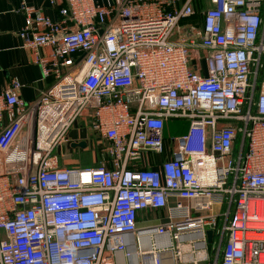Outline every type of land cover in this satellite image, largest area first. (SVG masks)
<instances>
[{"label": "built area", "instance_id": "built-area-1", "mask_svg": "<svg viewBox=\"0 0 264 264\" xmlns=\"http://www.w3.org/2000/svg\"><path fill=\"white\" fill-rule=\"evenodd\" d=\"M17 11L56 81L0 91V264H264V0ZM75 127L99 165L60 161Z\"/></svg>", "mask_w": 264, "mask_h": 264}, {"label": "crops", "instance_id": "crops-1", "mask_svg": "<svg viewBox=\"0 0 264 264\" xmlns=\"http://www.w3.org/2000/svg\"><path fill=\"white\" fill-rule=\"evenodd\" d=\"M37 9L52 18L58 20L59 8L63 0H58L52 4L50 0H0V91L4 90L12 79H17L22 83L19 89V96L26 102H32L39 98L41 94L49 90L55 84V78H43L40 66L35 62L34 53L23 47V40L19 32L24 25L25 17L23 13L18 12L17 8L22 2ZM118 0H97L103 5H115ZM176 122L169 121L165 124L164 134L167 138L171 137L172 126ZM86 136V131L73 128L69 133L71 141H79ZM77 148L70 147L67 155V147L64 148L63 157L60 161L67 160V156L73 157V152ZM166 155L159 154L146 156L143 166H151L153 161H161ZM75 159V158H74Z\"/></svg>", "mask_w": 264, "mask_h": 264}, {"label": "rangeland", "instance_id": "rangeland-1", "mask_svg": "<svg viewBox=\"0 0 264 264\" xmlns=\"http://www.w3.org/2000/svg\"><path fill=\"white\" fill-rule=\"evenodd\" d=\"M205 11V8H201V10L197 11V14L193 16L191 22L194 24H200L201 17ZM174 127L172 126L171 136H175L177 134H181L186 131L187 124L184 121H175ZM78 125V124H77ZM76 125V127H78ZM170 137V136H169ZM87 141V146L85 148H77L75 152H73V159H77L80 165L84 166H95L99 165L101 161L104 159L102 151H100L94 141L91 138H84ZM67 146L65 145V148ZM83 149V150H82ZM72 159V160H73ZM71 160V159H70Z\"/></svg>", "mask_w": 264, "mask_h": 264}, {"label": "water", "instance_id": "water-1", "mask_svg": "<svg viewBox=\"0 0 264 264\" xmlns=\"http://www.w3.org/2000/svg\"><path fill=\"white\" fill-rule=\"evenodd\" d=\"M70 146L72 148H85L87 146V141L86 140H80V141H73L70 143ZM208 236L209 239H211L212 236V231H208Z\"/></svg>", "mask_w": 264, "mask_h": 264}, {"label": "trees", "instance_id": "trees-1", "mask_svg": "<svg viewBox=\"0 0 264 264\" xmlns=\"http://www.w3.org/2000/svg\"><path fill=\"white\" fill-rule=\"evenodd\" d=\"M83 150V149H82ZM84 166V165H83Z\"/></svg>", "mask_w": 264, "mask_h": 264}]
</instances>
